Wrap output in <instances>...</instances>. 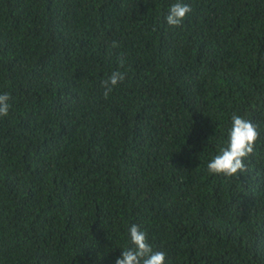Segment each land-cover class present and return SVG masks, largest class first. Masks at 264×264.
<instances>
[{
    "label": "trees",
    "instance_id": "16d2710c",
    "mask_svg": "<svg viewBox=\"0 0 264 264\" xmlns=\"http://www.w3.org/2000/svg\"><path fill=\"white\" fill-rule=\"evenodd\" d=\"M4 93L0 264H115L133 224L165 264H264V0H0ZM233 113L239 179L207 170Z\"/></svg>",
    "mask_w": 264,
    "mask_h": 264
},
{
    "label": "clouds",
    "instance_id": "9594fccd",
    "mask_svg": "<svg viewBox=\"0 0 264 264\" xmlns=\"http://www.w3.org/2000/svg\"><path fill=\"white\" fill-rule=\"evenodd\" d=\"M190 11L189 5L179 2L174 3L170 6L165 17L166 23L169 26H180ZM112 47L116 48L119 45L116 41H113ZM124 79V72L120 70L113 71L108 79L102 82L104 97L107 98L113 88ZM9 100L10 96L7 93L0 94V116H7L10 107ZM259 138L260 133L257 125L233 113L225 143L219 146L218 153L207 164L209 174L239 179L241 174L248 171L245 160L254 154ZM129 233L130 246L123 248L121 257L116 259L115 264H165V253L163 251H153L145 231H142L138 225L133 224L129 228Z\"/></svg>",
    "mask_w": 264,
    "mask_h": 264
}]
</instances>
